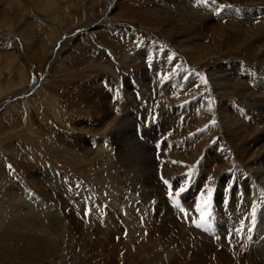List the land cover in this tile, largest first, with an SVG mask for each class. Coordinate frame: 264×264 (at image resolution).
Wrapping results in <instances>:
<instances>
[{
    "label": "rangeland",
    "instance_id": "1",
    "mask_svg": "<svg viewBox=\"0 0 264 264\" xmlns=\"http://www.w3.org/2000/svg\"><path fill=\"white\" fill-rule=\"evenodd\" d=\"M152 1L0 0V264H264V196L250 214L245 192L234 197L235 213L225 196L212 195L216 184L235 194L249 176L257 186L263 166L247 165L264 153V140L244 151L264 122L240 101L244 79L226 96L209 79L216 65L238 63L252 81L264 80V41L247 47L262 25L233 12L264 0H186L184 12ZM200 56L207 58L198 63ZM98 89L115 101L125 93L138 105L150 99L134 116L145 120L134 122V135L158 133L144 145L153 144L154 169L115 154L102 137L106 126L95 125L86 106ZM195 96L207 106L175 111ZM220 101L240 108L245 125L220 129ZM138 175L163 188L159 218L141 201ZM195 180L201 212L193 211L200 198L188 193Z\"/></svg>",
    "mask_w": 264,
    "mask_h": 264
},
{
    "label": "bare ground",
    "instance_id": "2",
    "mask_svg": "<svg viewBox=\"0 0 264 264\" xmlns=\"http://www.w3.org/2000/svg\"><path fill=\"white\" fill-rule=\"evenodd\" d=\"M191 1H195L197 3L206 1V3H210L211 6H215L214 1H212V0H191ZM160 2L165 5V7L161 9L162 11L168 10L166 8V6L169 5V6H172L173 8H175L176 10H180V11L184 12L186 9H189L188 6H190V4L186 0H153L151 3L155 5L156 3H160ZM259 5H261V4H259ZM222 12L225 16H229V17L232 16V19L236 18L235 14L243 16L244 19L237 18L241 23L246 22L247 24L250 25V24H253L256 22H260V24L262 25V28H263L262 33L260 34L259 37L256 36L257 37L256 39L253 38L252 42L247 44L248 46L246 45L247 47L251 48V47H253V45L264 41V5L259 6L255 9H251V10L245 9V8H238L237 10H233V12H235V14L232 13L231 15H229L228 9H226V8L223 9ZM73 33H69L68 35L71 36V34H73ZM194 42L196 43V39H194V38H190V40L185 42V46H186V49L188 51H189V49L192 48V45ZM118 57H120V56L118 55ZM121 57H122V60H125L126 58H128V55L123 52ZM206 58H202L200 56L198 59L199 60L198 63L204 61ZM131 59H132L131 62H133V63H136L137 61L141 60V58L138 59L135 57H132ZM240 67L241 66H239L238 63H229V64H225V65L224 64L223 65L218 64L215 67H213V69L211 70V73L209 74V79H210L211 84H213V89L216 91V93L218 92L217 93L218 95H221V96H226L227 94H229L228 93L229 90L231 91V93H230L231 95H233L235 93L237 94V93H239V90H240L239 87L240 86L239 87L234 86L232 81H235L234 79H237L238 77L244 79L243 81L246 82L247 86H246V88L244 87L242 91H244L246 93L242 92L244 95H243V97L240 98V101L243 104H246L248 107L252 108L253 113H255L254 120L258 119V120H261L262 122H264V99L262 97L258 96V93H257V91H259L260 94H264V80L258 79L257 77H253V81H252L251 76L246 74L247 73L246 71L245 72L242 71L240 69ZM122 68H123V70L126 71V73H130L128 69H126L124 67H122ZM146 72L147 71L141 72V74H146ZM119 73L116 71V76H117L118 80H119V78H118ZM152 78H153V76H152ZM144 79L145 78H143L142 80H144ZM142 80L138 79V81H142ZM251 84H252V87H251ZM261 91H262V93H261ZM158 92H159V96H161L162 91L159 90ZM165 95H166V93H165ZM198 97L195 96L192 99H188L183 104L181 103L180 105L176 106L175 111L182 112L184 107H186V109L191 108L192 110L198 109L199 107H201V105H204V107H206L208 104L207 100H203V99H200ZM117 98L118 99L115 101L113 99L112 94L110 95L108 92H106L104 90H102V92H101L99 89L94 93V96H90V100L88 102L89 104H86V106L88 108L89 107L91 108V112L93 114V117H91V118L93 119V122L97 126H102V125L106 126L105 127L106 132L103 135L102 134H100V135H102V137H104L107 141H109V143H110L112 149L114 150L115 154L124 155V157L130 163H132L133 160H138V163H140V164L142 163L143 165H145L144 167H147V168L150 167V168L154 169L153 163L155 162L156 157L154 156V152H153V154H150V152H148V150H151V148H153V147H151L153 144L152 145L148 144V147H144V145H147V138H155V137L157 138L158 133L157 132L155 133L153 131H152L153 133H150V132L148 133L147 129L143 128L144 130L143 129H141V130H143L142 133L144 134V136L142 135L141 137H139V140H141V141L136 140L135 135H134L135 132L137 131V128H138L135 126L139 125L140 122L142 124L145 121L142 119L135 120L134 116L138 115V112L140 110H142V109L146 110L145 107L148 108L150 99L146 98V101L143 100L144 102L142 105L140 104L141 105L140 106L134 102L135 99L131 93L130 94L125 93L122 96H120V94H118ZM84 101L87 102V99L85 98ZM146 112H147V110H146ZM216 116L218 119L217 121L219 122V125H220V129H222L223 131L226 127L227 128L232 127L233 125H236L238 122H240L241 125L244 126L245 125L244 120L248 121V118L246 117V115L244 113H242V110L238 107L231 106V103L229 101H223V102L220 101V104L218 105V107L216 109ZM134 122H136L137 125H135ZM257 122H255V123H257ZM225 125H229V126H225ZM262 127H263V125H262ZM149 128H150V126H149ZM131 132L133 134L132 135L133 138L131 137ZM144 137H146L145 138L146 141L144 140ZM75 140L76 141L77 140L82 141V138L77 137ZM135 140H136V142H135ZM263 140H264V130H263V132H260L259 137L253 141V143H252L253 148L250 150L246 149L247 151H244V152L248 153V154L252 153V150L256 146H258L259 143H261ZM211 158H214V157H211ZM256 164L263 166V169H262V172L260 174V178H259V181H258V184L256 187L251 185L252 184L251 181L256 180V178H258V177L255 178L253 176L250 177L248 175L249 177H247L245 179V181L242 182L243 185H241V184L240 185H236V184L234 185L233 188L235 190V194H233V195L223 194L222 191H220L221 188L218 186V184H216V186H214V191L212 194L213 198L215 197V199H216V198H221L222 196H225V198H223V199L231 202L229 205V208L233 213H235V211H237L236 210V207H237L236 202L237 201L235 200V203H234V197L236 195L240 194L241 192L242 193L245 192L247 202L243 203L244 210L246 212L251 210L250 214H252L254 211H256V204L260 200L261 196L262 195L264 196V153L261 154L259 157L255 158V160H252L247 165L248 172H250L252 166H254ZM143 165H142V167L137 166L136 172H138V174H139L140 170H143L142 169ZM224 174L229 176L234 181L235 176L233 174H231L230 172H225ZM138 176H139V179L137 182L138 185L136 184L134 186L138 189L139 196L143 198V199H141V201L146 203V205L148 204L147 205L148 209L151 206H154V209H156V211H154L153 213H154V215L158 216L157 218H159V215L161 213L160 205H159L161 202V199H159V198L163 197V194H164L163 188L161 187V184L156 180L157 178H155V177L153 178V180H151V179L146 178L145 176L143 177L142 175H138ZM142 180H144V182H142ZM132 181H135V178ZM236 183H238V182H236ZM164 184H165V182L162 183V185H164ZM166 184L168 187H170L169 185H171L170 183H166ZM174 184H175V182H174ZM197 186H198V180H195L191 184V186H190L191 189L189 190L188 193H192L194 196H197L198 198H200V200L202 201V205L199 206L198 208H196V210H195V208L193 209L191 207V204H189L187 206H190L194 212L195 211L201 212V211H203L202 208H204V205H206V204L204 202V196L197 192ZM239 188H241V189H239ZM170 190L171 189H169L168 191H170ZM191 190H192V192H190ZM188 193L183 196V198H185L184 199L185 201H187V198L189 196ZM164 205H165V202H164L163 206ZM161 208L163 209V207H161ZM172 208L175 209V212H178L179 214H184L183 211L186 209L179 204H174L172 206ZM212 215H213V217H215L217 219V221L221 224V226H224V227L226 226L225 222L223 220L220 221V219H221L220 217H219L220 218L219 219L217 216H215L216 214H212ZM231 215H233V214H231ZM235 216H237V215H235ZM154 221H156V220H154ZM263 223H264L263 221H259L258 224H263ZM162 224H164V223L162 222ZM194 228H195V226H194ZM261 230H263V228ZM260 237H258V238H260ZM261 245H263L262 241H261Z\"/></svg>",
    "mask_w": 264,
    "mask_h": 264
},
{
    "label": "snow or ice",
    "instance_id": "3",
    "mask_svg": "<svg viewBox=\"0 0 264 264\" xmlns=\"http://www.w3.org/2000/svg\"><path fill=\"white\" fill-rule=\"evenodd\" d=\"M180 191H181V192H183V191H184V189H183V188H181V189H180ZM177 195H179V193H177Z\"/></svg>",
    "mask_w": 264,
    "mask_h": 264
}]
</instances>
